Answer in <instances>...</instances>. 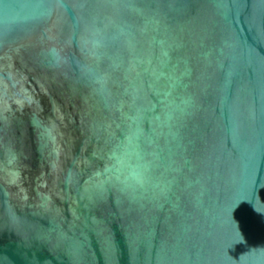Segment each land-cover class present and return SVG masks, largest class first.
I'll list each match as a JSON object with an SVG mask.
<instances>
[{
    "label": "water",
    "instance_id": "obj_1",
    "mask_svg": "<svg viewBox=\"0 0 264 264\" xmlns=\"http://www.w3.org/2000/svg\"><path fill=\"white\" fill-rule=\"evenodd\" d=\"M0 264H264V0H0Z\"/></svg>",
    "mask_w": 264,
    "mask_h": 264
}]
</instances>
